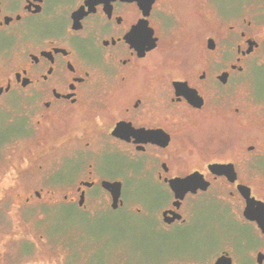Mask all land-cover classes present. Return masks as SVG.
<instances>
[{
	"label": "flooded vegetation",
	"instance_id": "obj_1",
	"mask_svg": "<svg viewBox=\"0 0 264 264\" xmlns=\"http://www.w3.org/2000/svg\"><path fill=\"white\" fill-rule=\"evenodd\" d=\"M0 36L21 206L123 210L204 252L153 264H264V0H0ZM80 232L72 264L93 251Z\"/></svg>",
	"mask_w": 264,
	"mask_h": 264
},
{
	"label": "rangeland",
	"instance_id": "obj_2",
	"mask_svg": "<svg viewBox=\"0 0 264 264\" xmlns=\"http://www.w3.org/2000/svg\"><path fill=\"white\" fill-rule=\"evenodd\" d=\"M5 43L6 39L0 36V44ZM4 117L5 114L0 113V144L13 134L15 128L3 124ZM19 164L20 148L10 149L9 145L0 148V264H60L66 256L67 262H71L67 264H72L67 246L69 239L80 237L78 230L83 233L84 238L89 237L88 245L93 251L83 263V259H77L75 264H108L111 259L109 254L122 244L125 247L123 254L130 264H153L165 252H160V249L166 248L176 254H192L195 257L204 253L201 249L193 248L191 238H187V235L184 238L182 232L185 231L177 227L171 236L174 239L171 243L166 246L158 245L157 240L160 237L148 228L152 222L134 214L129 215L123 210H110L94 219L93 210L83 212L74 205L44 204L41 201L23 207L21 181L16 169ZM63 194L68 192L54 194L53 200L61 201ZM124 198L151 203L143 186H127ZM42 200L46 201V197ZM199 219L202 224L207 223L204 217ZM61 231H64L66 236L63 237ZM51 234L57 235L47 240L46 237ZM16 238L17 242L13 241ZM204 238L207 239L205 235ZM23 245H26L27 249L23 248ZM117 258L115 256L114 264H118Z\"/></svg>",
	"mask_w": 264,
	"mask_h": 264
},
{
	"label": "water",
	"instance_id": "obj_3",
	"mask_svg": "<svg viewBox=\"0 0 264 264\" xmlns=\"http://www.w3.org/2000/svg\"><path fill=\"white\" fill-rule=\"evenodd\" d=\"M119 188H120V187H118V188H114V192H115V193L113 194L114 197L118 196V194H119ZM112 191H113V190H112Z\"/></svg>",
	"mask_w": 264,
	"mask_h": 264
}]
</instances>
